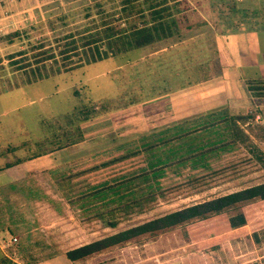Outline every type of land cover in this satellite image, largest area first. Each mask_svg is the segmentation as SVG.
<instances>
[{"label": "rangeland", "instance_id": "obj_1", "mask_svg": "<svg viewBox=\"0 0 264 264\" xmlns=\"http://www.w3.org/2000/svg\"><path fill=\"white\" fill-rule=\"evenodd\" d=\"M188 1L200 16L206 19L209 14L212 27V10L226 12L241 5L237 0ZM124 12L121 0H13L0 4V34L22 31L12 40L0 38V153L6 157L13 153L8 148L11 143H23L28 153L43 150L59 143L61 136L64 140L68 135L64 130L75 134L76 122L83 132L71 151L62 154L77 151L78 195L56 194L47 184V197L39 196L38 204L37 197H29L23 205L21 234L1 218L6 205L0 204V225L8 235L12 233L11 240L16 239L0 241V264H264V200L258 199L239 205L246 220L236 228L228 226L226 214H213L141 234L80 259L66 258L65 250L76 245L264 181V85L253 91L256 97L250 101L228 103L229 114L235 115L220 117L219 113L218 117L214 113L199 126L185 125L184 120L163 131L150 128L163 112L161 108L149 110L150 101L140 102L144 98L137 89L143 95L153 92V76L165 69L153 58L159 48L168 49V55L157 60L174 59L186 66L187 58L182 59L174 49L180 42L188 45L186 40L194 34L183 35L178 43L160 40L149 47L151 51L109 56L30 82L24 81V70L12 71L7 65L8 55L29 48L26 35L33 44L44 40L60 45L59 35L96 23L101 15L114 18ZM221 19L224 27L226 21ZM118 21L123 25V17ZM216 33L219 42L224 33ZM190 49L196 59L205 54L198 46ZM126 60L130 68L127 66L122 84L125 89L129 81L136 91L121 90V66ZM85 102L97 108L96 115L80 121L73 108ZM232 118L241 131L236 139L231 133ZM100 143L103 145L92 147ZM147 144L152 148L145 149ZM116 155L121 158L113 159ZM108 159L113 162L100 164ZM70 165L66 162L65 166ZM14 208L9 205L8 215L17 217Z\"/></svg>", "mask_w": 264, "mask_h": 264}, {"label": "trees", "instance_id": "obj_2", "mask_svg": "<svg viewBox=\"0 0 264 264\" xmlns=\"http://www.w3.org/2000/svg\"><path fill=\"white\" fill-rule=\"evenodd\" d=\"M138 1L121 0L122 9L125 10L122 16L116 15L113 18L101 15L99 16L100 20L98 19L96 23L85 24L81 30L69 31L59 35L58 41H60V45H55L57 42L51 44L44 40H37L33 44L25 32L29 48L25 52L24 50L17 51L15 54L8 55L7 65L12 71L24 70L26 74V80L24 81L30 82L50 77L60 72L70 71L84 64L95 62L109 56L118 54L131 55L136 50L140 51L139 53L145 52V49L148 48L149 50V47L158 43L160 40L172 41L173 39V41H176L180 40L179 38H182L183 35L194 34L192 36L193 39L191 37L186 40L188 45L176 41L180 43H178L179 47H176L174 52L177 53L178 51V55L182 59L187 58V60H184L185 63H183L186 66H181L174 59L164 58L162 60L165 61L157 60V58H163L168 50L164 47L159 48V55L157 54L153 58L156 59L154 61H161L165 69L160 71L158 75L155 73V76H153L150 82L153 86L151 89L153 92L151 93L149 91L148 95H143L142 90L140 88L137 89V92L139 91V94L144 98L140 102L149 100L148 107L154 106L160 109L167 103V94L169 91L218 75L221 71V64L231 62V58L233 59L235 57L232 48L230 50L229 42L222 39H219V42H217V38L213 35L212 29L207 21L199 15L198 9L192 7L188 0ZM121 17H123V25H120V21H118ZM21 32L15 30L5 33V35L0 34V38L12 40L13 38L20 37ZM55 41H57V38ZM193 46H198L199 51L203 50L205 54H201L196 59L194 49H190ZM15 55L18 57H14ZM123 65V68L121 66V90L124 89L122 79L127 75L125 70L127 66L130 68L128 60ZM177 69L180 70L177 71ZM132 82L136 83L134 79ZM247 86L250 90L259 87L250 82H247ZM134 88V84L131 85L127 81L124 90H130L132 92L135 90ZM101 99L105 101L106 98L102 97ZM89 105L85 102L79 108L74 107L73 114L78 115L80 121L94 117L97 108L93 105L89 107ZM87 107L91 108V112ZM214 113L217 116L220 113V117L233 114H229L226 109H222L221 111L204 115L203 120L208 121ZM176 116L172 114L164 119H160L159 124L163 123L164 120H172ZM235 120V118H232L231 122V133L234 139H236L238 133L241 134ZM77 124L78 122L74 125L75 134L70 129L64 130L63 134H68L64 140L61 136L58 138L60 139L59 143L46 146L37 153L59 148L82 139L83 132L80 125ZM55 140L57 138L53 139V141ZM147 145L148 148L145 149L152 148L149 144ZM112 158L118 160L121 158V155H116ZM111 160H103L100 164L106 165L113 162ZM253 199L264 200V181L183 205L106 236L76 245L66 249L65 256L67 259L73 261L91 253L98 252L106 247L125 243L141 234L164 230L213 214H226L228 226L236 228L243 225L246 220L243 211L239 209V205Z\"/></svg>", "mask_w": 264, "mask_h": 264}, {"label": "crops", "instance_id": "obj_3", "mask_svg": "<svg viewBox=\"0 0 264 264\" xmlns=\"http://www.w3.org/2000/svg\"><path fill=\"white\" fill-rule=\"evenodd\" d=\"M11 1L13 0H0V4L4 5ZM237 1L241 4L238 9L231 7L226 12L219 13L212 10L213 27L207 19L209 14L206 13V19L203 17L215 37L217 30L224 33L222 40L229 42L230 50L232 48L235 57L231 58V62L221 64V71L218 75L169 91L167 103L164 105L166 107L161 108L163 113L159 120L172 114L177 116L172 120H164L161 124L158 120L150 127L151 130H167L184 120L186 121H184L185 125L199 126L202 124L204 115L222 109H226L227 113H230L228 103L247 102L256 97L254 92L257 88L248 89L247 82L258 86L264 85V0ZM213 6L216 9V6ZM221 18L226 21L224 27L220 26L219 22H223ZM188 89H193V91L178 96L173 95ZM150 109L159 108L150 106ZM75 143L41 153H37L39 150L25 152L27 148L23 143H11L8 148L13 153L8 154L7 157L3 155V152L0 153V204L6 205V213H2L1 218L5 219L7 225L14 227L20 234L23 233L21 231L25 220L22 212L23 205L28 202L29 197H37V204L39 196L47 197L45 191L47 184L56 194L78 195L79 188L76 183L81 171H78L75 165V160L78 161L77 151L74 154L70 153L69 156L62 155L66 151H71ZM99 145H103V143L95 144L92 147ZM3 149L6 150V148ZM66 162L71 165L65 166ZM10 204L15 205L14 209L18 210L17 217L8 215ZM5 229L0 225V237L6 238L0 239V241L12 242L16 240H11L12 233L8 235L9 232H6ZM238 264L244 263L239 262Z\"/></svg>", "mask_w": 264, "mask_h": 264}]
</instances>
